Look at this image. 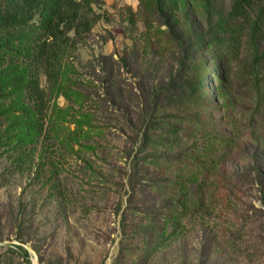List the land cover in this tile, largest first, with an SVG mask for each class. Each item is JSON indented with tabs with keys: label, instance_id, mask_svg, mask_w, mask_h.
Wrapping results in <instances>:
<instances>
[{
	"label": "rangeland",
	"instance_id": "rangeland-1",
	"mask_svg": "<svg viewBox=\"0 0 264 264\" xmlns=\"http://www.w3.org/2000/svg\"><path fill=\"white\" fill-rule=\"evenodd\" d=\"M236 1L0 0V264H264V8Z\"/></svg>",
	"mask_w": 264,
	"mask_h": 264
},
{
	"label": "trees",
	"instance_id": "trees-1",
	"mask_svg": "<svg viewBox=\"0 0 264 264\" xmlns=\"http://www.w3.org/2000/svg\"><path fill=\"white\" fill-rule=\"evenodd\" d=\"M21 1L24 4L32 5L35 0ZM137 1L139 3H142L145 0ZM258 4H262V7L264 8V0H237L233 8V14L238 18H245L248 9ZM40 20V23H38L37 25H33V31L38 42V45L36 46V57L46 69V76L48 77V79L53 81L56 78L52 68L55 66V63H57V48H59L60 44H67V42L69 41V38L66 35V30L71 29V26L66 27V29L63 27V25H65L64 11L61 9V7H56L51 11L43 10L40 13ZM19 21H25V17L23 18L22 16L21 18H19ZM194 45V49H197L198 47L204 45V41L198 37ZM176 83V80L170 83H166L164 84V88L166 87V91H171L172 96H174V94L178 92L177 95L179 97L182 93V90L177 86L178 84ZM199 87L201 89L202 85ZM30 90L32 91L31 95L33 97H35L39 101H43V94L42 92H40L38 84L36 82L30 83ZM183 98V100H179V103H182V106L185 107L187 106V102L185 100V97ZM173 99L174 98H172L171 100Z\"/></svg>",
	"mask_w": 264,
	"mask_h": 264
}]
</instances>
